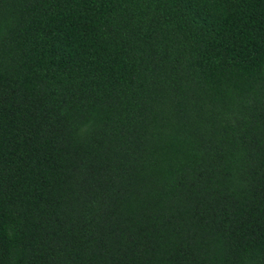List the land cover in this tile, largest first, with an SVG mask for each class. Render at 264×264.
<instances>
[{
    "label": "trees",
    "instance_id": "16d2710c",
    "mask_svg": "<svg viewBox=\"0 0 264 264\" xmlns=\"http://www.w3.org/2000/svg\"><path fill=\"white\" fill-rule=\"evenodd\" d=\"M0 264H264V0H0Z\"/></svg>",
    "mask_w": 264,
    "mask_h": 264
}]
</instances>
